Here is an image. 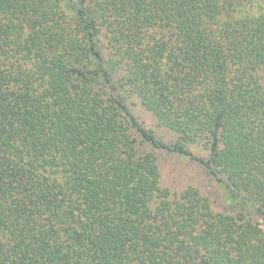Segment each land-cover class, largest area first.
Masks as SVG:
<instances>
[{
  "label": "trees",
  "instance_id": "16d2710c",
  "mask_svg": "<svg viewBox=\"0 0 264 264\" xmlns=\"http://www.w3.org/2000/svg\"><path fill=\"white\" fill-rule=\"evenodd\" d=\"M143 143L205 146L233 212ZM259 220L264 0H0V264H264Z\"/></svg>",
  "mask_w": 264,
  "mask_h": 264
},
{
  "label": "rangeland",
  "instance_id": "374dc122",
  "mask_svg": "<svg viewBox=\"0 0 264 264\" xmlns=\"http://www.w3.org/2000/svg\"><path fill=\"white\" fill-rule=\"evenodd\" d=\"M126 102L130 112L144 127L151 129L157 139L165 144L175 142L177 135L160 125L137 96H129ZM141 149L152 151L157 155L161 187L175 193L188 187H195L199 189L202 195L210 199L213 210L224 213L233 212L234 206L229 202L223 186L216 181L210 170L201 162V160H206L208 156L205 146L189 145L187 149L192 156L162 148H153L149 143H143ZM259 221L261 227L264 228V221Z\"/></svg>",
  "mask_w": 264,
  "mask_h": 264
}]
</instances>
